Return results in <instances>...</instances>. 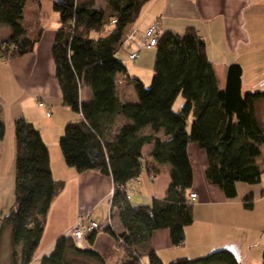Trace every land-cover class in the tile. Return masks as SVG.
Instances as JSON below:
<instances>
[{
  "label": "trees",
  "instance_id": "obj_1",
  "mask_svg": "<svg viewBox=\"0 0 264 264\" xmlns=\"http://www.w3.org/2000/svg\"><path fill=\"white\" fill-rule=\"evenodd\" d=\"M27 0H0V24L9 33L0 40V56L14 58L32 51L39 30L27 33L23 23ZM53 0L58 26L51 43L54 76L62 103L80 112V119L65 124L58 139L64 162L76 172L95 170L109 175L113 183L110 212H115L122 230L104 231L123 249L115 264H162L150 246L152 231L166 228L171 244L184 239V226L192 221L191 201L186 190L192 184L188 142L205 153L206 181L217 185L226 197L236 194V182L257 183L263 164L257 158L264 145V125L255 113L264 91H241L242 68L237 62L226 68L224 85L219 87L205 43L192 26L183 32L164 30L154 46L152 76L144 85L134 80L135 101H122L117 91V75L126 69L117 53L122 46L125 26L133 22L147 0ZM9 44V45H8ZM11 46V47H9ZM82 87L90 95L80 99ZM184 102L173 108L175 98ZM192 118L187 124V118ZM4 123L0 108V140ZM14 187L13 200L0 215V241L9 230V264H28L40 240L51 201L63 181L53 178L47 145L30 121L13 120ZM150 144L148 155L142 154ZM169 166V184L164 197L149 204L132 205L125 184L136 178L143 167L149 173L158 165ZM100 225V224H99ZM101 226V225H100ZM98 228L84 235L91 245ZM264 258V249L262 252ZM93 260L105 264L103 256L88 247L76 246L70 233L56 238L50 253L38 264H75ZM168 264H239L227 249L204 256L176 258Z\"/></svg>",
  "mask_w": 264,
  "mask_h": 264
},
{
  "label": "crops",
  "instance_id": "obj_2",
  "mask_svg": "<svg viewBox=\"0 0 264 264\" xmlns=\"http://www.w3.org/2000/svg\"><path fill=\"white\" fill-rule=\"evenodd\" d=\"M43 1L53 11L47 30L41 22ZM52 1H26L24 12L26 10L28 16L23 17V23L29 34L34 35L39 30V39L30 52L0 58V108L4 123L0 178L5 174L10 187L14 184L13 120L21 116L39 131L48 148L51 174L54 179L63 181L50 203L40 240L28 264H38L41 256L52 251L56 238L69 233L78 216L85 214L101 226L93 243L88 245L83 239L81 247L95 250L103 256L105 264H115L124 252L116 245V239L104 231L106 226L115 233L122 230L115 212H110L112 179L95 170L76 172L64 162L57 144L65 124L79 120L80 112L62 103L54 76L50 48L58 19L51 7ZM38 21L42 25L37 26ZM155 22H158L159 32L180 33L188 26L195 28L204 40L206 57L213 66L219 87L224 85L227 66L237 62L242 68L241 91H264V0H147L136 19L125 26L122 45L134 48L142 40L144 29ZM8 33V26L0 24V40ZM152 48L139 50L135 66L145 63L152 68ZM117 91L122 101H135L134 90L130 93L120 90L117 83ZM89 95V89L82 87L80 99ZM255 113L264 125V98L256 102ZM145 147L144 153L142 147L143 157L151 163L150 144ZM187 153L193 174L191 187L185 193L187 196L190 192L196 194L191 200L192 221L184 226V239L178 245L171 244L166 228L152 231L149 243L155 254L162 264H168L176 258L195 259L214 250L227 249L239 264H264V145L260 146L257 158L263 164L259 182H236L233 197H226L217 185L206 181L205 153L196 143L188 142ZM168 170L167 164L158 165V170L152 173L143 167L136 178L125 184L129 202L149 204L153 198L164 197L169 184ZM3 236L9 252L8 229ZM141 259L143 264H148L146 256ZM75 264L98 263L83 260Z\"/></svg>",
  "mask_w": 264,
  "mask_h": 264
},
{
  "label": "rangeland",
  "instance_id": "obj_3",
  "mask_svg": "<svg viewBox=\"0 0 264 264\" xmlns=\"http://www.w3.org/2000/svg\"><path fill=\"white\" fill-rule=\"evenodd\" d=\"M25 5L27 6L28 2H26ZM96 5H99V6L101 5V6L105 7L104 3L102 1H99V0L96 2ZM52 12L53 11L50 9L48 4L45 1H43L42 7H41V13H43L42 18H41V22L45 26V30H47L48 25L52 20V15H51ZM56 15H57V13H56ZM26 16H28V15H27V12L25 10L24 17H26ZM42 24L39 23V21H38L37 26H40ZM143 37H144V35H143ZM142 40H143V38H142ZM129 48H130V46H128V49ZM128 49H127L126 44H123L117 53V57L120 59V61L124 65L126 72L124 74H118L116 78H117V83L119 85V89L120 90L123 89V90L130 93V91L134 90V83L135 82H134L133 78H138L144 85H148L150 83L151 76H152L153 72H152L151 67L146 65L145 63L139 64V65L137 64V66H135V64L137 62V58L128 59V57H127ZM149 50H150V48H149ZM152 50H153V48L151 49V51ZM135 100H136V95H135ZM184 101H185L184 98L181 95H178L174 100L173 108L179 109ZM191 118H192L191 115H189L187 118L188 127H189V123H190ZM57 144H58V141H57ZM145 146H146V144H144L143 153H144L145 148H146ZM58 148H59V146H58ZM13 181H14V179H13ZM13 187H14V184H12L10 187V181L8 182V179L5 178V174L2 175L0 178V215H4L5 213H7L8 209L12 203ZM9 252H10V249H9ZM9 252H8L7 243H6V241H4V236L2 233L1 241H0V264H9V261H10ZM31 264H35V263H31Z\"/></svg>",
  "mask_w": 264,
  "mask_h": 264
},
{
  "label": "built area",
  "instance_id": "obj_4",
  "mask_svg": "<svg viewBox=\"0 0 264 264\" xmlns=\"http://www.w3.org/2000/svg\"><path fill=\"white\" fill-rule=\"evenodd\" d=\"M159 33L158 22H155L144 29V37L134 48H130L127 52L128 59H135L138 56L139 50L143 48L154 47L157 41V36ZM9 45V44H8ZM3 48V44L1 45ZM11 47V46H9ZM2 58V56H0ZM128 197V194H126ZM196 194L190 192L188 194V202L195 198ZM100 225L96 220L88 218L87 214L80 215L71 226L69 233L74 239L76 246L81 247L82 240L86 232H89L95 228H99Z\"/></svg>",
  "mask_w": 264,
  "mask_h": 264
}]
</instances>
